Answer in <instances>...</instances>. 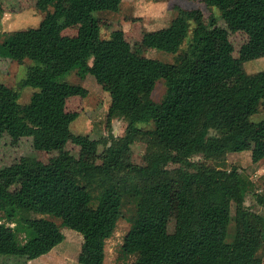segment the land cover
Listing matches in <instances>:
<instances>
[{
	"label": "trees",
	"instance_id": "trees-1",
	"mask_svg": "<svg viewBox=\"0 0 264 264\" xmlns=\"http://www.w3.org/2000/svg\"><path fill=\"white\" fill-rule=\"evenodd\" d=\"M204 1L207 18L201 8L176 5L169 25L132 45L122 29L101 36L99 14L121 11L123 0H36L46 11L37 28L0 34V58L32 62L16 88L0 82V139L31 137L34 149L52 154L47 162L25 155L0 164V254L30 264L64 240L65 224L83 235L79 262L105 264L106 241L127 209L120 253L134 264H263L264 216L246 196L264 208V189L227 162L249 143L252 162H264V119L251 120L264 105V71L244 67L264 57V0ZM75 26V35L64 33ZM237 32L247 40L235 56ZM150 49L177 60L149 57ZM74 71L109 93L107 123L124 120L122 135L94 139L71 129L80 114L66 111L67 100L89 93L63 79ZM160 79L166 91L156 101ZM26 87L37 91L20 106ZM209 87L216 91L200 96ZM139 141L143 164L132 160Z\"/></svg>",
	"mask_w": 264,
	"mask_h": 264
},
{
	"label": "rangeland",
	"instance_id": "rangeland-1",
	"mask_svg": "<svg viewBox=\"0 0 264 264\" xmlns=\"http://www.w3.org/2000/svg\"><path fill=\"white\" fill-rule=\"evenodd\" d=\"M36 0H0V34L16 30L37 28L46 15V11L40 10L35 5ZM180 5L185 8H201L206 18L212 13L204 0H168L156 2L153 0H123L121 11L108 12L99 14L102 38H109L111 33L116 29H122L126 40L132 45L134 42L141 40L146 31H153L169 25L174 16V6ZM217 14V10L215 11ZM67 35H75L77 27L69 28L64 31ZM0 35V41L3 39ZM234 47V55L238 56L240 47L247 40V35L242 32L232 34L230 37ZM187 47V43L183 46ZM146 55L157 58L165 62L174 63L177 60L178 53H166L157 49H150ZM92 58L90 59V62ZM32 62L26 60L23 64L11 59L0 58V82L9 87H17L18 82L24 78L28 71V66ZM247 73H256L264 71V57L248 61L244 64ZM73 83H82L88 89V96H72L67 100L66 111L78 112L80 116L72 123L71 129L76 133L88 134L91 138L100 139L109 136L111 131L116 136L123 134L125 121L114 119L110 125L107 123V114L110 107V96L101 85L97 83L94 76L87 75L82 80L77 71L72 72L63 78ZM37 91L32 87H26L21 92L18 104L23 106L31 101L33 93ZM166 91L165 81L160 79L153 92V98L160 101ZM214 87L202 89L200 96L207 97L215 92ZM264 119V105L258 113L251 116V120L259 122ZM31 137H23L19 140H13L8 136L0 139V164L8 165L16 162L25 155H31L47 162L52 156L51 153L38 151L31 144ZM253 144L249 143L246 150L239 153H230L228 155L227 167H238L241 171L250 175L256 182L259 190L264 189L262 176L264 175V162L255 164L251 158V148ZM102 148V146H101ZM146 144L136 142L132 147V160L135 163H144V153ZM195 160H203L196 157ZM179 164H171L170 167H176ZM16 184L12 186V189ZM172 211L169 231L174 228L176 217V203L178 193V180L173 178L171 181ZM246 205L252 210L264 216V208L256 203L253 193L246 196ZM124 209V217L117 223V228L111 238L106 241V258L105 264H134L135 257L130 256L127 259L121 257V248L124 238L128 233L131 223L126 217L130 215ZM33 217H40L36 212L30 213ZM48 216L50 215H43ZM58 224H62L61 219L53 218ZM1 220V213H0ZM62 233L64 240L49 253L36 259L30 260V264H81L78 260L83 243V235L67 225L62 224ZM22 241V238H20ZM264 253V250H263ZM25 258L13 254H0V264H25ZM264 264V262H263Z\"/></svg>",
	"mask_w": 264,
	"mask_h": 264
}]
</instances>
